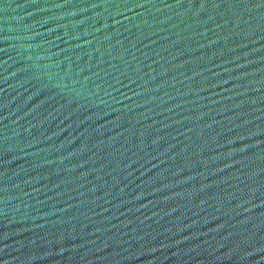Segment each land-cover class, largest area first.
<instances>
[{"label":"water","instance_id":"95a60500","mask_svg":"<svg viewBox=\"0 0 264 264\" xmlns=\"http://www.w3.org/2000/svg\"><path fill=\"white\" fill-rule=\"evenodd\" d=\"M0 264H264V0H0Z\"/></svg>","mask_w":264,"mask_h":264}]
</instances>
